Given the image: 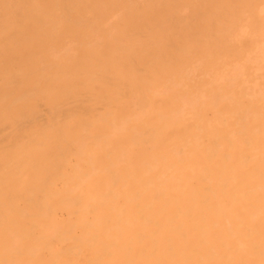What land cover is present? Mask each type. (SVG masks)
Wrapping results in <instances>:
<instances>
[{
	"label": "bare ground",
	"instance_id": "1",
	"mask_svg": "<svg viewBox=\"0 0 264 264\" xmlns=\"http://www.w3.org/2000/svg\"><path fill=\"white\" fill-rule=\"evenodd\" d=\"M110 1L0 0V58L53 89L17 192L76 204L0 202V264H264V0Z\"/></svg>",
	"mask_w": 264,
	"mask_h": 264
},
{
	"label": "rangeland",
	"instance_id": "2",
	"mask_svg": "<svg viewBox=\"0 0 264 264\" xmlns=\"http://www.w3.org/2000/svg\"><path fill=\"white\" fill-rule=\"evenodd\" d=\"M91 3L94 6L102 4L107 7H111L113 4L110 0H91ZM117 13L118 11L113 8L112 18H114ZM152 14L157 18L160 15V11L152 10ZM105 46L103 48V57L101 60L103 62H108L110 58ZM19 57L20 56L15 54L14 62L12 61L11 63L8 57L3 60L0 58V202L7 204L12 201L15 212H20L23 209V213L28 211L32 214L39 211L41 206L44 207V205L47 204L50 206V211H53L54 215V219L47 225H51L52 222L61 223L69 217L68 213L72 211V207L76 204L71 208L54 206L55 210H53L54 208H52L49 196L46 200L41 201V196L45 195L43 192L34 191L31 189L32 186L28 187L23 194H19L16 189L17 186H20L22 182L29 180L31 177L29 173L22 172L21 170L22 162L30 163V161H32V148L38 143V136L32 134L30 131L36 124L43 125L42 123L45 122L48 124V119L53 107L51 95L53 89H51V82L41 80V74L39 72H24L22 70L24 62L23 59ZM117 57L118 69L115 72L123 73L129 77L127 66L130 64L122 55L116 56L115 59ZM76 58L79 59L80 55H76ZM81 64L82 66L79 68H87L85 62ZM78 72H85L89 75L93 73L89 70H79ZM28 75L31 76V79L28 78ZM55 84L61 87L63 82L58 81ZM96 89L94 83L89 84L90 91ZM100 90L102 94L107 97L115 92L111 84L108 86L105 83H103L102 87L98 88V91ZM26 98L34 99L31 102H24ZM22 111L29 112V115L26 117L21 116L20 112ZM22 128L28 129L29 131L24 133L21 130ZM102 139H106V137H99L98 140ZM110 139L111 137L109 141ZM62 152L64 153L62 160L66 168V170L63 171L67 174L73 167L78 165L76 160L77 148L75 145H71L65 150H62ZM108 156L111 161L116 159V154L113 152H109ZM119 167L124 168L125 163L120 164ZM32 170L33 166H31V171ZM80 170L83 172L86 171L85 164H82ZM10 173L12 174L11 176ZM50 186L54 190L59 191L65 186V183H62V180L53 181ZM41 202H44V204H41ZM73 209L77 210L76 208ZM89 216H91V214ZM18 219V216L13 214L12 220L15 224L18 223ZM23 230L24 225L22 226V231ZM32 239V235L23 237L22 243L26 247H29L32 244ZM54 243L55 241H53V244ZM40 257L45 258L46 252L41 251Z\"/></svg>",
	"mask_w": 264,
	"mask_h": 264
}]
</instances>
